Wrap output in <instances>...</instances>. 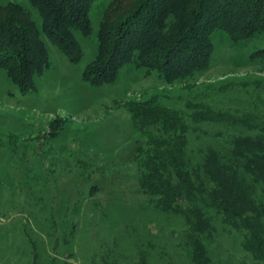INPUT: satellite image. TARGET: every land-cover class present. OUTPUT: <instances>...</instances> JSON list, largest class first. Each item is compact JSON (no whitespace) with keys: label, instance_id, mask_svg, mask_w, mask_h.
<instances>
[{"label":"rangeland","instance_id":"1","mask_svg":"<svg viewBox=\"0 0 264 264\" xmlns=\"http://www.w3.org/2000/svg\"><path fill=\"white\" fill-rule=\"evenodd\" d=\"M112 1L93 2L91 33L75 32L83 57L72 63L44 35L30 0H0L29 13L49 54L27 93L0 68V264H189L184 219L141 191L135 157L146 138L125 104L156 96L181 111L192 164L251 132L200 114L264 115V60L251 56L264 47V33L233 41L214 30L209 67L181 81L165 83L129 63L113 83H86L82 72ZM210 215L214 230L203 241L214 264H262L242 248L243 232Z\"/></svg>","mask_w":264,"mask_h":264},{"label":"trees","instance_id":"2","mask_svg":"<svg viewBox=\"0 0 264 264\" xmlns=\"http://www.w3.org/2000/svg\"><path fill=\"white\" fill-rule=\"evenodd\" d=\"M94 1L30 0L42 32L72 63L83 57L75 32L91 33ZM216 29L233 41L264 33V0H113L82 79L94 86L113 83L124 65L134 63L158 72L165 83L184 80L209 67ZM251 56L264 60V47ZM48 66L49 54L29 13L15 2L0 7V68L27 93L36 89L35 74ZM125 107L146 138L135 157L141 191L154 197L159 209L184 219L189 264H214L203 241L214 230L212 210L229 228L243 232L242 248L264 264V115L200 114L199 120L230 121L251 132L234 135L226 151L208 148L192 164L181 111L156 96Z\"/></svg>","mask_w":264,"mask_h":264}]
</instances>
